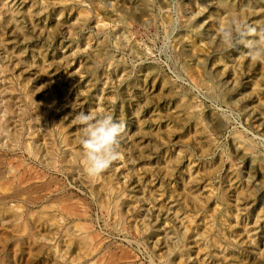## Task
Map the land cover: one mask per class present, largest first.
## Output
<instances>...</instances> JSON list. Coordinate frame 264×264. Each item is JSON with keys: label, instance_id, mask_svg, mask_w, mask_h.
Wrapping results in <instances>:
<instances>
[{"label": "rangeland", "instance_id": "374dc122", "mask_svg": "<svg viewBox=\"0 0 264 264\" xmlns=\"http://www.w3.org/2000/svg\"><path fill=\"white\" fill-rule=\"evenodd\" d=\"M261 36L264 0H0V264H264ZM80 112L124 123L97 176Z\"/></svg>", "mask_w": 264, "mask_h": 264}, {"label": "clouds", "instance_id": "9594fccd", "mask_svg": "<svg viewBox=\"0 0 264 264\" xmlns=\"http://www.w3.org/2000/svg\"><path fill=\"white\" fill-rule=\"evenodd\" d=\"M219 32L224 43L232 46L234 41L255 33L256 29L234 18L227 27H221ZM248 47L253 58L264 56V36L255 43H249ZM76 119L83 126L81 145L85 157V172L89 176H97L112 162L122 158L119 145L125 130L124 123L115 120L110 113L94 115L80 112Z\"/></svg>", "mask_w": 264, "mask_h": 264}, {"label": "bare ground", "instance_id": "6f19581e", "mask_svg": "<svg viewBox=\"0 0 264 264\" xmlns=\"http://www.w3.org/2000/svg\"><path fill=\"white\" fill-rule=\"evenodd\" d=\"M230 1H231V0H230ZM236 1H237V0H236ZM227 2H228V0H227ZM231 3H232V2H230V4H231ZM225 4H226V3H225ZM225 4H224V6H225V8H226V5H225ZM227 5H228V4H227ZM232 5H234V4H232ZM235 5H236V4H235ZM235 5H234V6H235ZM228 6H229V5H228ZM234 9H235V8H234ZM1 102H2V101H1ZM2 109H3V108H2ZM9 110H10V109H9ZM6 111H7V110H6ZM2 112H3V111H2ZM0 113H1V112H0ZM3 113H4V112H3ZM9 113H10V112H9ZM1 114H2V113H1ZM2 117H3V116H2ZM3 118H4V117H3ZM3 118H2V119H3ZM9 120H10V119H9ZM5 122H7V121H4V123H5ZM0 124H1V123H0ZM7 125H8V124H7ZM9 126H10V125H9ZM9 126H8V127H9ZM1 127H2V126H0V128H1ZM1 129H2V128H1ZM1 129H0V131H1ZM8 130H9V129H8ZM4 131H6V130H4ZM0 133H1V132H0ZM15 133H16V132H15ZM15 133H13V134H15ZM0 135H1V134H0ZM4 137H6V136H4ZM14 138H15V137H14ZM16 138H17V137H16ZM16 138H15V139H16ZM11 139H12V138H11ZM15 139H13V140H15ZM11 142H12V141H11ZM16 143H17V142H16ZM8 162H9V161H8ZM5 163H6V162H5ZM9 163H10V162H9ZM12 164H13V163H11V165H12ZM8 165H9V164H8ZM14 165H15V164H14ZM17 165H18V164H16L15 166H17ZM0 166H1V164H0ZM9 166H10V165H9ZM13 168H14V166H13ZM3 169H4V168H3ZM1 173H2V172H1ZM19 173L21 174V171H20ZM31 173H32V172H31ZM20 174H17V175H20ZM32 174L34 175V172H33ZM0 175H1V174H0ZM14 175H15V174H14ZM14 175H13V176H14ZM21 175H22V174H21ZM23 175H24V174H23ZM27 175H28V174H27ZM28 176H29V175H28ZM28 176H25V177L27 178ZM34 176H35V175H34ZM34 176H33V179H34ZM36 176H38V175L36 174ZM15 177H16V176H15ZM15 177H13V178H15ZM13 178H11V180H14ZM26 178H25V179H26ZM20 179H21V178H20V176H19V180H20ZM30 179H31V178H30ZM30 179H27V180H30ZM33 179H32V180H33ZM36 179H39V178L37 177ZM36 179H35V180H36ZM11 180H10V181H11ZM40 180H41V179H40ZM22 181L25 182V183L27 182V181H24V180H22ZM22 181H21V184H22ZM30 181H31V180H30ZM12 182H13V181H12ZM14 182H15V180H14ZM14 182H13V183H14ZM17 182H18V181H17ZM17 182H16V183H17ZM48 182H49V181H48ZM33 183H34V182H33ZM38 183H39V182H38ZM17 185H18V184H17ZM31 185H33V184H31ZM53 186H54V185H53ZM18 187H20V186L18 185ZM28 187H29V186H28ZM30 187H32V186H30ZM38 187H39V186H38ZM22 188H23V187H22ZM25 188H26V187H25ZM25 188H24V189H25ZM36 188H37V185H36ZM40 188H41V187H40ZM49 188H50V187H49ZM60 188H61V187H60ZM14 189H15V188H14ZM20 189H21V188H20ZM24 189H23V190H24ZM34 189H35V188H34ZM37 189H38V188H37ZM39 190H42V189H39ZM39 190H38V191H39ZM44 190H45V189H44ZM13 191H15V190H13ZM19 191H20V190H19ZM33 191H34V190H33ZM45 191H47V190H45ZM45 191H44V192H45ZM48 191H49V190H48ZM61 191H62V190H61ZM51 192H52V191H51ZM27 193H29V192H26V194H27ZM31 193H32V190H31ZM35 193H36V192H35ZM35 193H34V196H35ZM40 193H41V192H40ZM42 193H43V192H42ZM49 193H50V192H49ZM60 193H61V192H60ZM29 194H30V193H29ZM29 194H28V195H29ZM53 194H54V193H53ZM31 195H32V194H31ZM42 195H43V194H42ZM26 196H27V195H26ZM44 196H45V194H44ZM50 196H51V195H50ZM62 196H63V195H62ZM30 197H31V196H30ZM35 197H36V196H35ZM60 197H61V196H60ZM64 197H67V196H64ZM64 197H63V198H64ZM37 198H38V197H37ZM46 198H48V196H47ZM53 198H54V197H53ZM70 198H71V196H70ZM72 198H73V197H72ZM25 199H26V198H25ZM33 199H34V198H33ZM39 199H41V198H39ZM42 199H43V198H42ZM73 199H74V198H73ZM44 200H45V199H44ZM32 201H33V200H32ZM53 201H54V200H53ZM55 201H56V200H55ZM72 201H73V200H72ZM41 202H42V201H41ZM63 202H64V201H63ZM29 203H30V202H29ZM74 203H75V202H74ZM60 204H63L64 206H66V205H65L66 202H65V204H64V203H60ZM76 204H77V203H76ZM63 205H62V206H63ZM58 206H60V205H58ZM67 206H68V205H67ZM78 206H79V205H78ZM60 207H61V206H60ZM68 208H71V206H69ZM68 208H67V209H68ZM64 209H65V208H64ZM71 209H72V208H71ZM60 210H61V209H60ZM61 212H62V211H61ZM83 212H84V211H83ZM79 213H80V211H79ZM60 214H62V213H60ZM62 215H63V214H62ZM73 216H74V215H73ZM68 219H69V218H68ZM83 223H85V222H83ZM81 227H82V225H81ZM24 228H25V227H23L22 229L24 230ZM27 229H28V228H27ZM81 229H84V228L82 227ZM85 229H86V228H85ZM87 229H88V228H87ZM22 232H23V231H22ZM23 233H24V232H23ZM89 233H91V232H89ZM92 234H94V233H92ZM92 234H91V236H92ZM89 236H90V235H89ZM89 236H88V237H89ZM94 236H96V238H98V237H97V234H94ZM91 238H93V237H91ZM94 238H95V237H94ZM89 239H90V237H89ZM101 240H102V239H101ZM90 241L92 242L93 240H90ZM91 242H90V243H91ZM96 242H97V241H96ZM90 243H89V244H90ZM92 243H93V242H92ZM92 243H91V244H92ZM102 243H103V242H102ZM92 246H93V245H92ZM95 246H96V244H95ZM95 246H94V247H95ZM95 248H96V247H95ZM95 248H94V249H95ZM91 249H93V247H91ZM103 250H104V249H103ZM94 251H95V250H94ZM92 252H93V251H92ZM111 259H112V258H111ZM120 262H121V261H120ZM121 263H123V262H121ZM121 263H118V264H121ZM124 263H125V262H124ZM127 264H128V263H127Z\"/></svg>", "mask_w": 264, "mask_h": 264}]
</instances>
